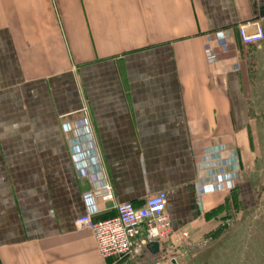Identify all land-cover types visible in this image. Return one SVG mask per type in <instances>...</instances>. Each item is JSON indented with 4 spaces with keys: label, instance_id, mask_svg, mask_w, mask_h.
<instances>
[{
    "label": "crops",
    "instance_id": "0c3cea01",
    "mask_svg": "<svg viewBox=\"0 0 264 264\" xmlns=\"http://www.w3.org/2000/svg\"><path fill=\"white\" fill-rule=\"evenodd\" d=\"M261 1L0 0V264L129 262L103 258L75 223L104 182L114 200H95L96 220L166 192L162 254L183 231L188 246L216 236L249 184L242 170L236 190L202 186L222 159L244 168L264 131V39L238 32L264 26ZM78 144L98 159L93 181ZM158 257L146 248L132 262Z\"/></svg>",
    "mask_w": 264,
    "mask_h": 264
},
{
    "label": "built area",
    "instance_id": "2783aa9c",
    "mask_svg": "<svg viewBox=\"0 0 264 264\" xmlns=\"http://www.w3.org/2000/svg\"><path fill=\"white\" fill-rule=\"evenodd\" d=\"M241 42L244 44H255L264 39V26L258 21H249L241 24L238 28ZM221 44L227 48L228 44L223 32L216 33ZM210 48H207L209 51ZM209 58L215 60V55L209 53ZM81 145L75 146V156L79 160ZM222 158V157H221ZM97 160V157L94 156ZM239 159L233 155L227 159H222V164L215 172L208 173V182L202 186L203 193L232 190L235 187L236 173L239 169ZM84 175H86L84 173ZM91 181L96 179V174L88 175ZM87 204V212L77 217L75 223L79 228H87L93 231L97 243V248L103 258H115L122 261H135L141 256L147 246L154 241L160 244V250H165L166 244L173 235L170 219L166 213L165 191L149 196L143 206H135L131 202L119 203L116 205V215L104 219L96 220L94 216L99 212L95 204L97 198L113 201L114 194L109 183L101 185L83 195ZM188 237V232L183 231L180 237H175V242L179 243L181 249H175L174 254L184 252L189 247L184 240ZM171 253L162 254L161 262H173Z\"/></svg>",
    "mask_w": 264,
    "mask_h": 264
},
{
    "label": "rangeland",
    "instance_id": "374dc122",
    "mask_svg": "<svg viewBox=\"0 0 264 264\" xmlns=\"http://www.w3.org/2000/svg\"><path fill=\"white\" fill-rule=\"evenodd\" d=\"M255 139L258 149L236 173L237 182L244 171L249 189L245 185L244 191L233 192L231 203L220 212L224 214L221 230L202 244L171 253L174 261L165 264H264V131L256 133Z\"/></svg>",
    "mask_w": 264,
    "mask_h": 264
},
{
    "label": "water",
    "instance_id": "95a60500",
    "mask_svg": "<svg viewBox=\"0 0 264 264\" xmlns=\"http://www.w3.org/2000/svg\"><path fill=\"white\" fill-rule=\"evenodd\" d=\"M260 18H264V0L260 3ZM147 248L153 253L157 254L160 251V244L158 241L151 242Z\"/></svg>",
    "mask_w": 264,
    "mask_h": 264
},
{
    "label": "trees",
    "instance_id": "16d2710c",
    "mask_svg": "<svg viewBox=\"0 0 264 264\" xmlns=\"http://www.w3.org/2000/svg\"><path fill=\"white\" fill-rule=\"evenodd\" d=\"M95 219V217H94ZM163 252L162 251H159V253H157L156 255L160 256ZM129 263H131V261H129Z\"/></svg>",
    "mask_w": 264,
    "mask_h": 264
}]
</instances>
